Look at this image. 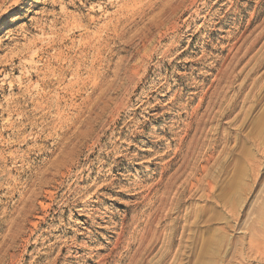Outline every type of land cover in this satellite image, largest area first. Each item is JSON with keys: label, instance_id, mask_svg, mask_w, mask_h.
<instances>
[{"label": "rangeland", "instance_id": "obj_1", "mask_svg": "<svg viewBox=\"0 0 264 264\" xmlns=\"http://www.w3.org/2000/svg\"><path fill=\"white\" fill-rule=\"evenodd\" d=\"M0 1V264H264V0Z\"/></svg>", "mask_w": 264, "mask_h": 264}, {"label": "bare ground", "instance_id": "obj_2", "mask_svg": "<svg viewBox=\"0 0 264 264\" xmlns=\"http://www.w3.org/2000/svg\"><path fill=\"white\" fill-rule=\"evenodd\" d=\"M0 1L5 2L4 0H0ZM0 3H1V2H0Z\"/></svg>", "mask_w": 264, "mask_h": 264}]
</instances>
